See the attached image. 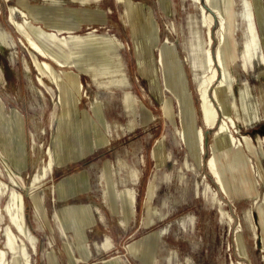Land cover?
Instances as JSON below:
<instances>
[{"label": "rangeland", "instance_id": "rangeland-1", "mask_svg": "<svg viewBox=\"0 0 264 264\" xmlns=\"http://www.w3.org/2000/svg\"><path fill=\"white\" fill-rule=\"evenodd\" d=\"M233 1L236 23L231 45L236 61L226 86L219 90L221 104L215 97L223 78L218 51L226 47L219 42V19L212 29L214 41L208 46V31L202 27L201 7L195 0H0V79L4 66L11 89L0 88V247L7 251L10 264L12 253L5 247L4 233L10 226L6 208L13 192L23 196L27 226L36 237V249L25 239L31 264L65 260L67 252L71 259H82L74 255L73 237L66 233L67 223L59 212L54 217L60 230L51 212L54 230L45 244L30 220L35 213L45 214L48 199L54 201L55 166L83 156L72 169H97L101 200H119L132 215L131 207L135 214L138 199V231L131 246L124 243L121 247L125 252L130 246L138 264H264V0ZM250 11L255 13L256 44L249 40ZM24 33L42 46L49 44L47 36L62 38L61 48L50 49L65 53L70 67L46 60L57 70L79 74L83 84V90L75 92L81 101L79 110L67 106L70 93L68 98L61 96L50 79L41 76L45 85L40 84ZM74 37L86 41L76 42ZM211 46L220 79L212 84L210 95L220 121L228 115L234 120L231 134L242 140L240 149L249 159L248 167L236 165L233 149L219 158L229 196L206 165L213 155L215 129L203 122L199 85L211 75L205 62ZM169 53L174 58L164 67L163 56ZM228 60L224 55L225 65ZM237 74L242 80L233 88ZM187 92L195 126L205 134L202 162L191 147L194 136ZM97 103L107 126L99 124L93 112ZM18 110L29 117V168L24 172L27 151ZM107 133L109 143L102 146ZM4 163L17 178H12ZM142 168L138 189L121 184L127 174L123 169H133L132 180L137 182ZM45 169L47 175H43ZM253 179L258 182L256 189ZM152 184L155 190L150 202ZM255 190L258 199L248 195ZM220 202L233 220L220 212ZM77 237L83 245V231ZM91 246L95 249L94 241Z\"/></svg>", "mask_w": 264, "mask_h": 264}, {"label": "bare ground", "instance_id": "bare-ground-1", "mask_svg": "<svg viewBox=\"0 0 264 264\" xmlns=\"http://www.w3.org/2000/svg\"><path fill=\"white\" fill-rule=\"evenodd\" d=\"M195 3L199 4L202 11V27L205 28L208 33V46L213 43V35L212 29L216 24V19H219V29L217 31L219 36V42L221 46H225L223 49L220 47L218 51L219 63L223 68V78L220 79V73L218 66L216 67V60L214 54L212 53V46L210 49L206 51V63H208V68L211 69L210 74L207 79H205L199 85V98H200V110L202 113V119L205 123V126L209 129H215L213 144H212V152L213 155L207 161V168L209 169V173H211L212 177L215 179V183L223 188L225 193L229 196V188L228 182L225 179L223 169L221 167V159L223 154L229 152L233 149V162L236 165H241L248 167L249 159L240 149L243 145L242 140L236 138L233 134H231V123L234 125L235 122L231 116H227L223 121H220L219 118V110L216 108V104L214 99L210 95V88L215 81L220 79V84L217 86L215 90V97L221 104V98L219 95L220 88L226 86L228 82L229 69L232 66L233 62L236 61V55L234 49L231 45V39L235 31V10H234V1L233 0H195ZM167 5V4H166ZM248 33L250 35V44L257 43V35L254 26L253 16H255L254 11H250L248 13ZM260 18V15H257ZM13 23L21 30V27L18 23ZM157 32V31H156ZM53 34V33H52ZM27 37L30 45V49L32 50V57L35 69L39 72V81L41 85H45V82L41 76L48 78L52 83L57 85V89L60 91L61 96H65L68 98V94L70 93L71 97L68 98L66 102L69 107H72L74 110H79V105L81 103L80 98L76 95L75 92L80 93L83 90V84L80 80L79 74L74 72L73 70H57L52 64H50L46 59H51L54 61L59 67L67 68L70 67V63L65 56V53H58L54 50H51L52 46H56L61 48L63 45L62 38L57 37L58 34L47 36L50 41L48 45H40L33 37L27 33H24ZM78 42H85V37H74ZM111 41V40H110ZM59 42V43H57ZM46 43V42H45ZM250 44L247 47H250ZM64 52V51H63ZM224 55L228 56L229 60L227 65L224 63ZM42 57V59H39ZM217 56V58H218ZM173 54L169 53L163 56L162 63L164 67H168L169 62L173 59ZM249 68L248 65H246ZM177 68V66L175 67ZM185 86V85H184ZM76 88V89H75ZM76 91H75V90ZM223 92V91H222ZM225 92V91H224ZM60 96V97H61ZM68 96V97H67ZM187 103H188V113L191 115V127L194 139L191 141V147L196 154L197 160L199 162L203 161L202 153L205 152V134L202 128H196L194 116H193V106L192 100L190 98L189 92H187ZM220 104V105H221ZM93 112L97 117V121L99 124L107 126L106 118L104 112L100 105L95 104L93 107ZM230 109V108H229ZM226 115V113H224ZM229 114V113H228ZM69 132V131H68ZM66 133V132H65ZM110 133H107L103 138V145L109 143ZM191 139V138H190ZM185 140V139H184ZM64 141V139H63ZM68 148V147H67ZM64 149V148H63ZM71 149V148H70ZM74 150V148H73ZM70 151V150H68ZM49 153L51 154V150L49 149ZM232 153V152H231ZM71 154V153H70ZM61 155V154H60ZM8 163V162H7ZM64 163V162H63ZM5 167L7 172L12 176V178H17L16 174L8 167L6 163ZM188 164V162H186ZM54 160L53 157L50 156L48 168L50 171L53 170ZM5 173V172H4ZM43 175H47V169L43 171ZM255 189L258 187V182L256 179L252 180ZM154 190L155 186L152 184L149 187L148 199L151 202L154 198ZM249 197L255 196V199H258L257 190H255L252 194H248ZM219 210L224 215H228L231 220L233 217L227 212V209L224 206V202H220ZM6 212L10 218V226L6 229L5 236V247L12 253L11 264H31V258L27 249V244L25 239L31 244L32 248L36 249L35 241L36 237L31 233L30 229L27 226V221L25 217V202L22 195H17L14 192L10 196V201L7 205ZM1 243V240H0ZM116 259V258H115ZM0 264H10L8 253L4 248L0 247Z\"/></svg>", "mask_w": 264, "mask_h": 264}, {"label": "crops", "instance_id": "crops-1", "mask_svg": "<svg viewBox=\"0 0 264 264\" xmlns=\"http://www.w3.org/2000/svg\"><path fill=\"white\" fill-rule=\"evenodd\" d=\"M75 41L78 42L77 40ZM15 46H18L17 43ZM5 48L8 50L13 49V47L9 46ZM0 50H3V47H0ZM2 67L3 79H0V88H3V90H11L10 86L7 87V75L4 70V66ZM240 80H242V76L241 74H237L235 80L236 83L233 84V88L238 86ZM238 89L241 90L240 87ZM2 104L6 108L3 101ZM19 114L21 115L17 116V118H21L22 121L23 126L21 139L24 141L26 147L28 162L27 167L23 170L24 172L29 168V117L20 111ZM1 118H4V116L1 115ZM24 156L25 151L23 150L22 161L25 160ZM83 157L68 160L55 166L53 172L55 179L54 186L56 189L54 201L52 203V201L48 199V204L45 206V214H42L39 217V215L35 213L34 219L30 220L32 229L38 233L40 237L39 240L42 239V243H44L45 238H52L51 234L54 230L49 215L53 212V219L55 221V213L59 212L63 220H65V223H67L66 233L71 234L73 237V243L70 241V244H72L75 249L74 255L82 259L80 261H76L74 258L71 259L67 252V258L65 260L56 259L53 263H51L48 259L39 264H138L137 253L129 249L131 244H133L130 241L138 231V226L135 225V220L138 215V199L136 201L135 214L132 212L131 207L132 215H129L123 210V206H120V203L122 202L119 200L116 201V199L107 196L106 201L101 200L98 195L96 184L98 173L97 169L94 167H78L72 169V166H74ZM123 171L127 172V174L125 175L126 180L122 179L121 184L123 186H125V183L131 184L134 185L133 188L137 186L138 189L142 180L144 168L138 170L139 180L137 182L132 180L133 169H123ZM115 179H117L116 175ZM116 182L118 186V180H116ZM125 194L126 193L120 195L124 197ZM129 194L130 191L127 192V195ZM107 201L108 203H106ZM45 202L46 199L44 195V204ZM132 202L133 200L131 199L130 203L132 204ZM56 226L59 228L57 222ZM81 231H83L86 238L83 245L80 244L77 237ZM91 241H94L95 249L92 248ZM124 243H130V246L127 247L128 249H125V252L121 250ZM83 247L86 248V250H84ZM46 250H49V246L46 247ZM115 257H118L119 259L113 260Z\"/></svg>", "mask_w": 264, "mask_h": 264}]
</instances>
